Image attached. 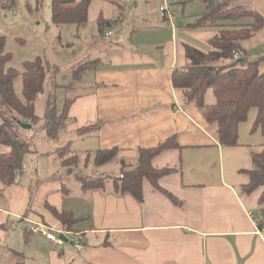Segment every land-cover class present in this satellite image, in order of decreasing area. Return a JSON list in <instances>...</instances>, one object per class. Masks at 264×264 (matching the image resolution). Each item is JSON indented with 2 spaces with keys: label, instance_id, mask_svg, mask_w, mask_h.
<instances>
[{
  "label": "crops",
  "instance_id": "crops-1",
  "mask_svg": "<svg viewBox=\"0 0 264 264\" xmlns=\"http://www.w3.org/2000/svg\"><path fill=\"white\" fill-rule=\"evenodd\" d=\"M110 1L119 11L105 13L100 8L97 30L103 33L113 26L125 27L126 46L117 53L119 40L110 39L116 44L113 54L88 60L97 59L93 68L78 78L72 73L73 78L67 83L47 81L45 90L35 100L40 122L26 128L30 132L22 131L32 137L36 153L25 157L24 167L17 174L20 182L5 186L0 180V264H264V228L260 223L264 187L250 194L242 188L250 182L245 170L253 168L252 153L264 150L263 138L256 134L263 130L253 123L258 110L250 111V124H254L250 134L255 133L250 140L242 139V123H247L248 116L239 124L240 145L223 146L217 122L208 123L202 109L186 102L182 90L172 83L174 69L188 64L186 45L208 53L212 49L209 40L221 27H190L200 13L182 19L170 8L175 14L172 24L161 7L169 1L186 6L184 0ZM252 4L249 7L235 2L264 16V2L253 0ZM205 11L206 5L203 14ZM90 20L78 33L79 38L82 33L86 36L87 49L100 46L87 31ZM100 21L103 32L99 30ZM113 35L114 32L109 37ZM242 45L246 60L264 56V28L242 41ZM260 67L264 69V61ZM56 84L67 88V95L57 102L58 111H62L68 98L72 104L59 140L50 143L42 125L48 97ZM208 97L210 104L213 100ZM91 125L95 127L90 131L78 130ZM245 134H249L248 128ZM172 136L181 147L157 155L153 166L175 169L159 179L175 201L148 180L143 182L142 200L117 191L112 180L103 189L84 191L81 187L74 198L72 193L78 187L74 190L61 185V171L65 168L56 149L69 142L80 159L75 169L81 167V156L86 155L84 170H75L83 177L93 175L88 172L98 149L120 148L111 162L94 166L120 164L121 176L122 170L137 167L141 148H153ZM83 142L87 145L75 148V144ZM9 150L0 142V152ZM107 173L110 171L105 172L110 175ZM56 179L54 183L47 182ZM52 191L55 195H48ZM47 203L82 218L62 243L30 229L32 221L45 222L56 232L63 228ZM32 211L42 219L31 217ZM15 218L30 223L24 233L11 229L17 225ZM81 238L85 249L73 244Z\"/></svg>",
  "mask_w": 264,
  "mask_h": 264
},
{
  "label": "trees",
  "instance_id": "trees-1",
  "mask_svg": "<svg viewBox=\"0 0 264 264\" xmlns=\"http://www.w3.org/2000/svg\"><path fill=\"white\" fill-rule=\"evenodd\" d=\"M116 1V0H114ZM232 0H207L206 11L199 16L190 27L220 26L219 33L210 38L212 49L205 53L189 44L186 45L188 64L175 68L172 73V83L182 90L183 98L188 103H195L204 114L208 123L217 122L220 143L223 146L240 145L239 127L246 120L253 107L258 110L255 126L264 131V71L260 63L264 56L255 60H246V55L235 59L234 52H245L242 41L249 40L259 30L264 28L263 14L242 5L230 7ZM52 18L56 24L74 23L79 33L80 29L89 22V10L92 0H52ZM6 9H15V0H0ZM123 6V5H120ZM32 11H35L31 8ZM167 18V17H166ZM103 21L99 22V30L103 32ZM6 37L0 34V142L10 147L9 151L0 152V180L5 186L14 184L17 174L24 167L27 154L36 153L33 139L24 135L19 120L32 126L40 122L35 112V100L40 92L45 90L49 77V65L38 57L33 61H25L23 71L10 65L12 53L5 50ZM94 61L81 64L73 74L78 78L82 72L94 67ZM22 79V95L15 89V81ZM59 85V84H58ZM55 85V88L58 87ZM48 97L45 112V123L42 128L46 131L50 143L59 140L60 129L66 126L72 99L68 98L62 111L57 109L56 89ZM214 92L216 100L207 103L206 94L209 89ZM95 125L83 126L80 131H90ZM26 130V129H25ZM176 137L172 136L166 142L153 148H141L138 165L134 169L122 170L123 177H113L112 183L117 191L133 194L142 200L143 182L145 179L155 188L165 193L174 201L177 200L172 192L159 184L162 176L174 172V168L153 166L157 155L180 148ZM61 164L67 173H74L81 181L82 189L106 188L109 176L85 177L75 172L80 159L70 142L56 149ZM120 151L118 147L98 149L93 156L95 166L111 162ZM252 169L245 170L250 182L243 185V190L250 194L258 187H264V150L252 153ZM264 202V190L260 203ZM54 216L59 219L63 229L72 231L82 218L73 211L59 209L47 203ZM264 228V214L261 220Z\"/></svg>",
  "mask_w": 264,
  "mask_h": 264
},
{
  "label": "rangeland",
  "instance_id": "rangeland-1",
  "mask_svg": "<svg viewBox=\"0 0 264 264\" xmlns=\"http://www.w3.org/2000/svg\"><path fill=\"white\" fill-rule=\"evenodd\" d=\"M185 1L186 6H183L181 3L176 4L175 1H169L165 7H167V9H175L177 13L176 16L178 15V17L182 19L192 16L193 13H200L198 14L199 16L203 14L207 0H184V2ZM232 1L230 6L235 5L236 0H234V2ZM237 1L244 3L249 7H253V0ZM255 1L258 4L264 2V0ZM51 2L52 0H15L16 6L14 10H6L0 4V34L6 37L5 50L12 53L10 65L17 68L19 71H23L25 61H33L38 57H41L46 62V64L49 65V77L47 78L48 83L51 84L54 79L60 83H67L73 78V70L80 67L82 63L91 60L96 56H104V54L109 56L113 54V48L116 44L113 43V41H109L110 39L115 41L119 40L116 50L117 53H120L123 47L126 46V34H124L123 31L125 30V27L122 29L116 26L111 27L110 29L114 32L112 37H106L105 31L100 33L97 30L96 22L98 17L96 15L98 14L100 8L105 13L107 11H109L108 13H110V11L112 13H118L119 11L118 6L113 4L110 0H92L89 10L91 20L87 31L89 32L90 37H95L97 43L100 44V46L94 45L93 47H89V49H87L88 45L84 39L86 36H83L84 33H82L80 36L81 38H79L78 32L76 31V25L74 23H66L65 25H62L56 24L53 21ZM31 8H33L35 11H32ZM135 23H137V21H134V24ZM130 24L132 25L133 23L130 22ZM261 71H264V69H261ZM21 88L22 79L19 78L15 81V89L20 95H22ZM55 89L57 102L63 95H67V88H65L64 85L56 87ZM208 96L212 97L213 102L215 101L216 97H214V92L211 88L207 92L206 97ZM242 125H244L242 128V139L249 141L250 136L255 134H250V131H252L254 127V124L253 126L250 124V114L247 123H242ZM247 128L249 131L248 135L245 134V130ZM22 131L25 133L30 132L28 129H22ZM256 134L257 136L263 138L264 141L263 131L259 129ZM85 145H87L86 142L78 145L75 144V148H83ZM81 158V167L76 168L77 170H84L82 166L86 160V155L83 154ZM118 165L120 166V164H113L111 166L98 168L94 166L92 158L91 167L89 168L90 170L88 173H91L94 176L99 174H102V176H107L105 175V172L110 171V173L107 174H110L108 176L111 180L113 177H118L120 175L121 171L118 169ZM61 173H63L61 185H65L70 189L73 188L74 190L75 187H78V190L73 191L71 196L72 198L77 197L76 192L79 193L81 189V181L75 176L74 173H67L65 169H63ZM18 181L19 180H17V182ZM56 181L58 180H49L47 182L54 183ZM34 191V194H37L38 189ZM48 195L53 196L55 195V192H48ZM30 216L36 219H42L33 211L30 212ZM14 220L17 225H15V227L13 226L11 229L15 230V232L16 230H21V232L24 233L23 229L30 224H27L21 220L19 221L16 218ZM53 228H58V226H53ZM73 237L74 236H72V238ZM13 239H15L14 234ZM65 246L72 248L71 244L69 243H66Z\"/></svg>",
  "mask_w": 264,
  "mask_h": 264
},
{
  "label": "built area",
  "instance_id": "built-area-1",
  "mask_svg": "<svg viewBox=\"0 0 264 264\" xmlns=\"http://www.w3.org/2000/svg\"><path fill=\"white\" fill-rule=\"evenodd\" d=\"M161 12L162 14H165V16L169 19V21L174 24L175 23V14L170 12L167 7H165V5L163 7H161ZM113 32L112 30H109L105 32V36L108 37L110 35H112ZM235 54V59L243 56L245 53H243V51H237L234 52ZM124 175L121 174V177H123ZM31 231H33L36 234H41V235H45L47 238L53 240L56 243H62L64 242V239L61 237V234L63 233L66 238H67V234L69 233V231L63 229V228H58L57 232L53 231L49 225L47 223H43V222H36V221H32V225L30 227ZM73 244H75V246L79 249H85L86 248V244H85V240L83 238L76 240L73 242Z\"/></svg>",
  "mask_w": 264,
  "mask_h": 264
},
{
  "label": "water",
  "instance_id": "water-1",
  "mask_svg": "<svg viewBox=\"0 0 264 264\" xmlns=\"http://www.w3.org/2000/svg\"><path fill=\"white\" fill-rule=\"evenodd\" d=\"M19 124H20V126L22 127V128H24V129H26V128H31L32 127V124H30V123H24V122H22L21 120H19ZM61 237L64 239V240H67V238H66V236L62 233L61 234Z\"/></svg>",
  "mask_w": 264,
  "mask_h": 264
}]
</instances>
